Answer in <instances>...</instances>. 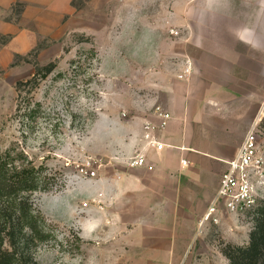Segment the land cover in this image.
<instances>
[{"label":"rangeland","instance_id":"374dc122","mask_svg":"<svg viewBox=\"0 0 264 264\" xmlns=\"http://www.w3.org/2000/svg\"><path fill=\"white\" fill-rule=\"evenodd\" d=\"M182 2L0 0V152H23L49 180L31 200L51 238L23 264H229L223 250L249 244L252 213L220 215L196 242L138 241L136 205L111 190L128 166L123 123L168 112L177 64L196 56L182 27L160 30Z\"/></svg>","mask_w":264,"mask_h":264},{"label":"crops","instance_id":"0c3cea01","mask_svg":"<svg viewBox=\"0 0 264 264\" xmlns=\"http://www.w3.org/2000/svg\"><path fill=\"white\" fill-rule=\"evenodd\" d=\"M171 8L160 30L183 28L185 46L197 52L188 58L191 73L184 75L186 59L177 64L180 88L170 91L165 128L147 129L160 123L154 108L123 123L118 159L128 164L141 154L146 166H124L110 178L113 195L136 205L143 242L199 241L226 162L238 154L264 102V0H183Z\"/></svg>","mask_w":264,"mask_h":264},{"label":"trees","instance_id":"16d2710c","mask_svg":"<svg viewBox=\"0 0 264 264\" xmlns=\"http://www.w3.org/2000/svg\"><path fill=\"white\" fill-rule=\"evenodd\" d=\"M43 71L46 77L51 69ZM45 172V167L35 166L23 152L16 154L14 147L0 152V264H23L31 243L39 245L51 238L45 216L34 209L31 200L34 194L48 190ZM252 214L255 225L249 244L228 245L223 250L229 264H264V204Z\"/></svg>","mask_w":264,"mask_h":264},{"label":"built area","instance_id":"2783aa9c","mask_svg":"<svg viewBox=\"0 0 264 264\" xmlns=\"http://www.w3.org/2000/svg\"><path fill=\"white\" fill-rule=\"evenodd\" d=\"M179 36L176 31L171 32ZM187 68L184 75H189L192 64L189 59L186 61ZM160 119L158 127L147 126V129H163L171 120L168 112L157 109ZM153 147L162 150L164 144L158 143L155 137L147 135ZM131 168L146 166L145 156L139 154L128 160ZM227 170L223 174L215 200L208 208L203 217L201 225L213 223L219 225L220 215H244L252 213L260 205L264 204V103L252 127L249 129L236 157L226 162ZM95 177V173H91Z\"/></svg>","mask_w":264,"mask_h":264}]
</instances>
